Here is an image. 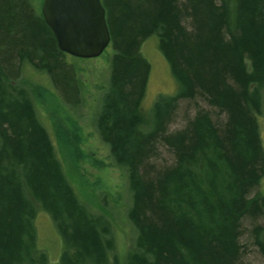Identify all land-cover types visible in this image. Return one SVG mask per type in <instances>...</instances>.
Instances as JSON below:
<instances>
[{"label": "trees", "instance_id": "16d2710c", "mask_svg": "<svg viewBox=\"0 0 264 264\" xmlns=\"http://www.w3.org/2000/svg\"><path fill=\"white\" fill-rule=\"evenodd\" d=\"M100 2L112 53L110 88L96 125L129 173L128 218L137 238L126 264H249L242 257V221L258 218L263 222L249 235L264 255V195L250 196L264 163L257 121L264 0ZM34 9L32 0H0V264H48L35 247L38 211L60 235L58 264H105L110 245L99 224L90 216L87 221L46 131L30 103L15 94V73L26 59L49 76L65 102L76 100L72 70L63 63L67 55ZM151 35L177 90L157 99L144 124L150 66L139 48ZM181 100H202L223 121L199 109L184 129L170 133ZM159 144L172 164L152 162Z\"/></svg>", "mask_w": 264, "mask_h": 264}, {"label": "rangeland", "instance_id": "374dc122", "mask_svg": "<svg viewBox=\"0 0 264 264\" xmlns=\"http://www.w3.org/2000/svg\"><path fill=\"white\" fill-rule=\"evenodd\" d=\"M32 2L35 15L41 17L39 0ZM140 52L150 66L147 88L141 104V121L146 124L157 99L161 95L175 94L177 87L166 61L157 49L155 35L143 42ZM111 53L112 49L108 46L100 57L91 60L63 57V63L73 70L83 86L82 93L80 91L82 96L77 97V94L73 104L65 102L49 76L26 59L18 64L13 84L17 98L22 100L23 97L30 103L37 123L48 134L62 171L83 201L84 210L94 222L106 225L104 231L101 230L105 242L110 245L106 247L105 264H126V256L132 246H135L134 240L137 238V231L128 218L133 204L129 173L122 164L116 162L109 146L100 138L96 128L98 115L110 88ZM246 65L249 66V63ZM259 95L262 97V103L258 130L264 147V87L260 89ZM199 109L208 111L214 122L223 121L224 116L202 100H181L168 125V132L174 133L184 129L188 120L192 119ZM152 162L163 167L173 163V156L159 144L158 153ZM257 194L264 195V169L250 196ZM262 222V218L254 222L245 219L242 221L244 231L240 242L244 247V263L264 264V255L257 251L249 235L253 225ZM99 227L101 228L100 224ZM35 229L36 244L40 253L47 254L48 264H58L63 246L60 235L46 213L41 212L37 216ZM73 251L68 248V254L74 253Z\"/></svg>", "mask_w": 264, "mask_h": 264}, {"label": "water", "instance_id": "95a60500", "mask_svg": "<svg viewBox=\"0 0 264 264\" xmlns=\"http://www.w3.org/2000/svg\"><path fill=\"white\" fill-rule=\"evenodd\" d=\"M41 15L63 54L95 59L110 42L100 0H43Z\"/></svg>", "mask_w": 264, "mask_h": 264}, {"label": "bare ground", "instance_id": "6f19581e", "mask_svg": "<svg viewBox=\"0 0 264 264\" xmlns=\"http://www.w3.org/2000/svg\"><path fill=\"white\" fill-rule=\"evenodd\" d=\"M151 36H153V35H151ZM150 36V37H151ZM156 36V35H155ZM149 38V37H148ZM147 38V39H148ZM146 39V40H147ZM145 40V41H146ZM144 41V42H145ZM143 44V43H142ZM142 44H141V46H142ZM141 46H140V48H139V54L140 55H142L141 54V52H140V49H141ZM145 59V58H144ZM246 64H247V62L249 63V61L247 60V59H245V61H244ZM249 67H250V65H249ZM149 76V75H148ZM72 80H73V82H74V84H75V86H76V91H77V93L76 94H78V96L77 97H81L82 95H81V93H82V89H83V86H82V84L78 81V78L75 76V73H73V70H72ZM261 88H263V87H261ZM260 88V89H261ZM80 91H81V93H80ZM84 95V94H83ZM161 96H167V95H161ZM160 96V97H161ZM261 103H262V97H260V95L258 96V104H259V108H260V105H261ZM258 117L259 116H257V121H258ZM96 128H97V131H98V127H97V125H96ZM99 132V131H98ZM48 135V134H47ZM49 137V136H48ZM105 143V142H104ZM106 144V143H105ZM108 145V144H107ZM260 147H261V150H262V152H263V156H264V147H263V144H262V140L260 139ZM53 155H54V157H55V159L57 160V162L59 163V165L61 166V163L59 162V160H58V157H57V155H56V151H54L53 150ZM262 169H264V163H262ZM132 191V190H131ZM259 194H257V195H255V196H258ZM77 199H78V201L80 202V205L81 206H83V208H84V204H83V201L79 198V197H77ZM34 206V209L36 208L37 209V204H34L33 205ZM41 212H43V211H38L37 212V215H36V218H37V216L41 213ZM45 213V212H44ZM84 213H85V216L87 217V221H91V219H90V217H89V215L86 213V210H84ZM36 218H35V220L34 221H36ZM100 224V226H101V228H100V230H102V229H105L106 228V225L105 224H103V223H99ZM133 226V225H132ZM35 238H37L36 236H35ZM61 239V238H60ZM103 239H104V241H106L105 240V238H103L102 237V241H103ZM135 241H136V239L134 240V243H135ZM35 247H36V249L38 250V251H40L38 248H37V244H36V241H35ZM134 246H132V248H133ZM132 248H131V251H132ZM46 254V253H45ZM46 256H47V254H46ZM105 257H106V255H105ZM127 257V256H126ZM47 260L49 261V259H48V256H47ZM57 264V263H56Z\"/></svg>", "mask_w": 264, "mask_h": 264}]
</instances>
